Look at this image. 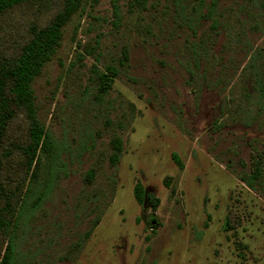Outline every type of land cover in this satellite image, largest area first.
Listing matches in <instances>:
<instances>
[{
  "label": "rangeland",
  "instance_id": "rangeland-1",
  "mask_svg": "<svg viewBox=\"0 0 264 264\" xmlns=\"http://www.w3.org/2000/svg\"><path fill=\"white\" fill-rule=\"evenodd\" d=\"M212 1L86 0L64 27L33 83L55 149L33 182L5 163L14 264H264V0ZM61 2L6 15L3 51Z\"/></svg>",
  "mask_w": 264,
  "mask_h": 264
},
{
  "label": "trees",
  "instance_id": "trees-1",
  "mask_svg": "<svg viewBox=\"0 0 264 264\" xmlns=\"http://www.w3.org/2000/svg\"><path fill=\"white\" fill-rule=\"evenodd\" d=\"M61 1V8L53 19L44 26L32 25L29 29L30 38L23 41L12 54L3 51L0 36V200L4 188L6 162L20 156L23 159L24 170L27 175H31L30 182H33L39 178L43 156L51 155L55 149L52 135L38 117L33 83L55 55L63 38L64 27L82 8L86 0ZM147 1L134 0V4L142 6ZM217 1L213 0L211 5L207 6L209 14L215 8ZM46 2L47 0H0V23L16 8ZM116 76L117 71L111 67L106 73L99 74L101 94L109 92ZM23 123L27 124L28 129L21 141V138L17 137ZM121 148V142L117 141L116 150L121 151ZM119 159L116 154L113 162L118 163ZM259 173L260 170L257 169V172L250 176V184L258 178ZM135 195L141 205L148 202L154 209L159 206L160 200L151 195L147 196L141 184L135 187ZM11 212V202L6 201L5 206L0 203V240L4 239L8 242L0 264L15 262L16 250L13 238L17 221Z\"/></svg>",
  "mask_w": 264,
  "mask_h": 264
}]
</instances>
